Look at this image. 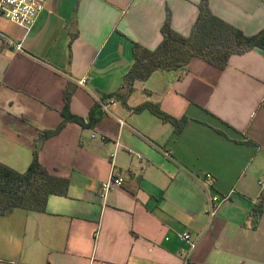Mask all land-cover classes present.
Returning <instances> with one entry per match:
<instances>
[{
	"label": "crops",
	"instance_id": "crops-1",
	"mask_svg": "<svg viewBox=\"0 0 264 264\" xmlns=\"http://www.w3.org/2000/svg\"><path fill=\"white\" fill-rule=\"evenodd\" d=\"M199 2L46 0L28 30L0 17V163L27 169L38 134L63 120L65 90L84 124L43 142L38 161L68 180L66 195L44 212L0 215V264H183L186 253L190 264H264V51L222 70L194 58L135 82L125 104L117 97L132 43L155 49L166 10L187 37ZM207 3L246 36L264 28V0ZM106 99L108 113L97 104ZM146 102L188 124L174 135L134 112ZM112 169L122 183L102 197ZM213 197L224 199L216 209Z\"/></svg>",
	"mask_w": 264,
	"mask_h": 264
},
{
	"label": "trees",
	"instance_id": "trees-1",
	"mask_svg": "<svg viewBox=\"0 0 264 264\" xmlns=\"http://www.w3.org/2000/svg\"><path fill=\"white\" fill-rule=\"evenodd\" d=\"M161 41L153 50L132 43V64L122 78L121 93L117 94L125 104L133 92L135 82L146 81L153 72L185 69L191 59L197 58L218 70H222L233 55L250 50L264 51V28L253 36L244 35L239 29L216 17L208 7L207 0H200L198 13L187 37L172 29L170 13L160 28ZM70 92L64 91L63 120L54 129L43 130L33 142L32 157L27 169L16 172L0 163V215L12 209L27 212H44L49 196H65L68 180L53 175L38 161V152L45 140L57 135L67 122L84 125L82 119L68 113ZM148 111L162 123L170 124L173 134L178 135L188 124L187 117L175 119L165 114L158 105L144 103L134 112Z\"/></svg>",
	"mask_w": 264,
	"mask_h": 264
},
{
	"label": "built area",
	"instance_id": "built-area-1",
	"mask_svg": "<svg viewBox=\"0 0 264 264\" xmlns=\"http://www.w3.org/2000/svg\"><path fill=\"white\" fill-rule=\"evenodd\" d=\"M45 4L46 0H0V17L28 30L36 20L37 16L45 9ZM13 47L16 51L21 50V45L19 43H15ZM86 80L87 79L83 77L77 81V84L83 86L85 85ZM97 104L102 112L108 113V108L115 105V100H98ZM206 177L209 178L210 176L206 175ZM121 183L122 178L112 169L107 181L103 182L100 186L101 196L104 197L110 190L120 186ZM263 183L264 177L257 182L259 186ZM211 200L213 202L212 208L216 209L217 204L224 199L219 201L217 197H213ZM262 201H264V199ZM179 238L188 246L189 251H192L195 248V242L192 240L189 233H181ZM188 259L189 253H186L183 264H190Z\"/></svg>",
	"mask_w": 264,
	"mask_h": 264
}]
</instances>
